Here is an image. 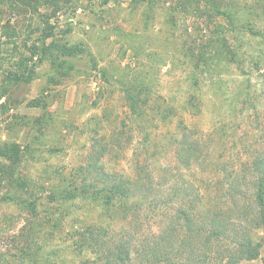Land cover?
I'll use <instances>...</instances> for the list:
<instances>
[{
    "label": "rangeland",
    "instance_id": "rangeland-1",
    "mask_svg": "<svg viewBox=\"0 0 264 264\" xmlns=\"http://www.w3.org/2000/svg\"><path fill=\"white\" fill-rule=\"evenodd\" d=\"M54 2L41 9L45 18L37 16V21L29 14L16 15L10 7L0 10L1 24L9 22L18 30L21 52L27 54L24 41L30 46L44 29L53 31L48 42L82 44L87 51L73 62L61 58L58 68L45 61L37 68V80L12 86L0 100V264H90L95 257L88 251L85 257L75 254L77 232L90 225L110 228L105 240L112 241L105 242L112 252L113 244L133 233L128 222L116 211L106 212L99 201L57 195L62 179L86 163L92 141L102 136L115 140L123 133L129 141V148L106 160L109 172L119 174H132L135 157L145 160L146 150H154L145 146L149 142L167 148L178 120L169 128L160 120L141 121L131 113L128 95H142L139 110L146 112L149 96L177 103L197 97L201 114L190 116L196 110L190 107L184 118L205 134L204 147L216 149L230 163L261 147L264 0ZM12 46L0 49V64L9 60ZM4 80L3 69L0 96L7 86ZM41 89L48 103L44 111L29 107ZM24 117H44L47 123L32 128ZM144 125L153 129L148 138L138 129ZM6 144L21 146L17 165H10ZM192 175L207 190L217 189L223 178L216 173L209 184L202 169ZM159 226L147 220L143 236ZM258 237L264 244V229ZM263 260L264 247L258 259L240 264Z\"/></svg>",
    "mask_w": 264,
    "mask_h": 264
},
{
    "label": "trees",
    "instance_id": "trees-1",
    "mask_svg": "<svg viewBox=\"0 0 264 264\" xmlns=\"http://www.w3.org/2000/svg\"><path fill=\"white\" fill-rule=\"evenodd\" d=\"M54 1L0 0V10L2 6L10 7L16 15L29 14L32 15L31 21H37V16L45 18L41 9L54 5ZM1 22L0 34L3 37L0 36V49L6 45L13 46L9 60L0 64L7 85L0 100L12 86L37 80V68L45 61L58 68L61 58L73 62L87 53L82 44L68 46L48 42L53 31L44 29L38 41L30 46L27 40L24 41L26 54L19 49L16 40L18 30L9 26V22L4 25ZM46 23L49 25L48 21ZM2 38H6L5 41ZM139 96L142 97L140 94L126 96L136 118L141 121L147 118L160 120L164 125L168 124V128L178 120L176 132L171 133L167 148H160L158 143L145 145L154 150H146L145 160L140 155L135 157L133 172L128 175L109 172L106 163L109 156L129 148L125 134L118 135L115 140L102 136L92 141L88 160L77 168L72 177L62 179L57 195L60 194L64 200L85 198L99 201L106 212L116 211L121 221L128 222L134 230L125 234L119 245L113 244L116 252H112L105 242L112 241L105 240L110 228L87 226L82 232H77L79 251L75 254L85 257L84 251H88L95 257L88 262L90 264H223L224 261L226 264H240L258 259L264 247L258 237L264 229V122H261V147L248 150L245 157L249 158H238L230 163L217 155L216 149L208 145L204 147L205 134L184 118V114L190 113V107L196 109L190 116L201 114L197 97L191 96L177 103L175 99L171 101L164 96H149L150 100L148 97L145 101L149 105L146 112L139 110ZM45 98L41 89L29 107L44 111L48 106ZM43 118L32 121L24 117L27 120L25 125L33 128L39 123L46 124L47 120ZM138 129L146 137L153 130L147 125ZM140 145L142 143L139 142L136 148ZM4 152L10 165H17L21 146L6 144ZM198 169L199 172L201 169L207 172L203 182L209 184L216 173H223L217 189L207 190L196 182L192 172ZM147 220L160 226L153 234L143 236ZM94 230L104 231L100 234ZM94 234L104 240L98 242L93 238ZM136 242L139 247L134 249ZM80 263L86 264L84 261Z\"/></svg>",
    "mask_w": 264,
    "mask_h": 264
}]
</instances>
